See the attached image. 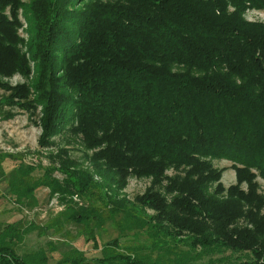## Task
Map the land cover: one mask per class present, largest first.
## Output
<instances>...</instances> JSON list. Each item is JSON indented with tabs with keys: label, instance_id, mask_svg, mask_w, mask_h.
Masks as SVG:
<instances>
[{
	"label": "trees",
	"instance_id": "trees-1",
	"mask_svg": "<svg viewBox=\"0 0 264 264\" xmlns=\"http://www.w3.org/2000/svg\"><path fill=\"white\" fill-rule=\"evenodd\" d=\"M248 11H264V0H0V76H32L0 89L39 111L40 148L57 136L63 147L48 167L0 150L4 194L29 207L40 188L80 198L84 210L63 203L57 216L86 225L88 237L120 216L122 232H146L148 246L117 237L95 264H264V218L250 220L245 241L227 232L264 206L254 173L264 174V23ZM79 145L92 151L82 167L65 153ZM212 159L233 162L236 185L224 188ZM6 160L18 164L5 172ZM131 177L153 186L137 202L121 195ZM33 230L0 221V264H50L45 250L20 252ZM52 247L57 264H87L70 244ZM228 250L233 261L222 258Z\"/></svg>",
	"mask_w": 264,
	"mask_h": 264
},
{
	"label": "rangeland",
	"instance_id": "rangeland-1",
	"mask_svg": "<svg viewBox=\"0 0 264 264\" xmlns=\"http://www.w3.org/2000/svg\"><path fill=\"white\" fill-rule=\"evenodd\" d=\"M22 2L29 3L33 0H21ZM22 27L19 29V34L21 38H27L26 34V23L23 17L19 16ZM246 19L250 22H262L264 23V11H248L246 13ZM32 83V76L29 78L21 75L15 74L10 77L0 76V86L15 87L19 85H30ZM9 94L0 89V150L6 154H22L24 162L28 164L40 165L42 167L50 166V156L52 158L54 155L60 151L62 146H60V136L55 138L56 145L50 149H42L39 147V140L42 136V128L39 126V111L35 114L32 112L20 108L16 103L7 102L6 97ZM8 99V98H7ZM66 148V147H65ZM67 151V152H66ZM66 159L74 163L77 166H85L89 162V157L92 155V151H88L85 147L81 145L75 147L70 146L66 148ZM60 155H63L60 152ZM214 168L221 172V184L225 189H228L232 185L237 183V175L233 162L226 159H212L211 160ZM18 163L6 160L3 163V168L5 172L12 170ZM255 173V182L257 184L256 193L257 195L264 200V174L259 170ZM173 171H169L168 175H172ZM37 176H41L42 172H37ZM2 177V176H0ZM53 177L60 181L64 180V175L59 171L53 173ZM3 178V177H2ZM0 178V221L3 223H14L23 220L26 223H31L34 225V230L22 241L23 252L31 251H40L45 250L46 254L50 258V264H57L61 259L59 252H51L50 249L53 248V245L59 243H66L74 246L80 250L84 258L87 261V264H95L94 260L101 257V248L103 244L115 239L118 237L122 245L129 244H141L148 246L149 240H146L147 237L141 230L139 231H128V233L121 231V225L126 222L124 216L117 218V221L103 222L100 225H93L95 227L93 233H89L86 236V225L77 226L73 223H65L64 218L57 216L62 212L66 204H72L76 209L84 210L87 206L84 204L80 198L75 196L71 197L70 195L61 196L59 194H50L48 188H40L36 192L37 200L39 201L36 205L29 207L25 203L20 204L13 201V198H9L4 194V188L6 183ZM152 182L150 179H138L131 177L128 180V185L121 195L126 196L130 201L137 202L135 199L138 196H143L148 190H152ZM213 189V188H212ZM156 190L161 191L165 195L164 191L160 188ZM243 190L245 192H250V188L247 185H243ZM65 200V201H63ZM65 203V207L62 204ZM264 205L260 200L258 205ZM250 211L245 217L240 218L234 224L228 226L227 232L233 234V238L246 240L244 234L249 233L250 235L255 232V228L251 224L250 220L256 221L259 223L264 218V206L261 211L256 209H246ZM145 213L149 216L156 214L155 211L151 209L145 210ZM138 216L143 218L142 211H139ZM53 222V227L48 228V224ZM62 226V231L58 232L59 227ZM80 232H83L80 236ZM242 232L238 233V232ZM228 233V234H229ZM248 234V235H249ZM230 235V234H229ZM232 236V235H231ZM94 237L96 242L94 241ZM138 241H134L137 239ZM184 238L183 236L179 237ZM179 244H186V239L180 240ZM179 242V241H178ZM97 243V244H96ZM178 244V245H179ZM184 250H187L188 247L181 245ZM144 251L147 248H143ZM191 251V247L189 250ZM230 251V252H229ZM53 253V254H52ZM231 250H228L226 254L222 255V258H230L231 261L235 259L237 255H232ZM52 254V255H51ZM221 257V256H220ZM219 257V258H220Z\"/></svg>",
	"mask_w": 264,
	"mask_h": 264
}]
</instances>
